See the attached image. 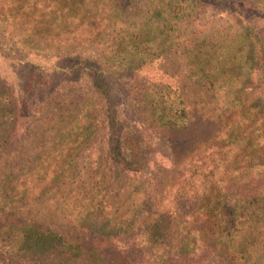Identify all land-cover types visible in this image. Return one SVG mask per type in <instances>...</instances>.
Instances as JSON below:
<instances>
[{
	"label": "trees",
	"instance_id": "obj_1",
	"mask_svg": "<svg viewBox=\"0 0 264 264\" xmlns=\"http://www.w3.org/2000/svg\"><path fill=\"white\" fill-rule=\"evenodd\" d=\"M144 1L143 21L128 23L124 13L130 0H0V31L28 55L42 60L46 53L81 50L71 56L69 73L89 71L106 116L100 130L83 106L75 117L62 115L55 124L53 152L0 180V237L11 243V264H19L18 258L35 264H218L213 247L205 243L216 236L217 245H225L235 258L252 263L264 257V188L241 205L245 210L239 214L225 198L228 191L213 187L249 175L264 187V107L245 105L242 96L249 85H264V15L250 0ZM212 4L226 8L239 24V62L226 63L222 75L208 61L216 49L207 50L198 38L190 39L181 54L193 77L225 92L228 109L222 111L230 119L188 172L201 178L210 167L213 176V170H221L215 177L220 180L212 187L203 181L208 184L203 195L193 197H186L183 185L173 201L155 206L137 194L142 170L124 153L113 81L90 59L91 51L118 59L124 70H137L146 63L144 57H159L172 47L174 26L187 11ZM29 69L32 79L41 74L39 68ZM231 69L238 74L237 90L227 89ZM64 72L54 69L43 82L27 86L21 101L0 79V167L29 139L46 101L71 84L59 76ZM167 111L156 118L159 127L170 132L188 127L185 110ZM91 137L96 145L83 157L88 177L76 171L81 156L73 153H84ZM120 177L132 184L124 195L115 193ZM196 207L208 231L195 229L197 221L189 213ZM6 254L0 245L3 263Z\"/></svg>",
	"mask_w": 264,
	"mask_h": 264
},
{
	"label": "rangeland",
	"instance_id": "obj_2",
	"mask_svg": "<svg viewBox=\"0 0 264 264\" xmlns=\"http://www.w3.org/2000/svg\"><path fill=\"white\" fill-rule=\"evenodd\" d=\"M250 1L257 12L264 15V3L257 0ZM144 9V0H130L124 13L125 20L128 23H140L145 16ZM190 10L185 13V18L180 19L174 26L172 47L159 57L153 54L144 57L142 60L146 63L137 70H124L118 64V59L103 57L99 52L91 51L90 57L110 75L109 79L113 81L110 82L113 87L112 98L119 111L118 124L121 125L122 143L124 149H127L124 153L130 155V161L142 170L139 179L141 186L137 194L141 198L145 197L143 199L149 197L153 204L159 207L169 200L173 201V196L183 185L186 189V197H190L203 195L202 189L208 185L204 182L208 181L212 187L215 181L220 180V176L215 180L217 174L221 175V170L218 169L213 170L216 172L213 176V173L209 172L212 168L209 167L201 173V178L190 177L188 172L192 170L191 166L196 159L201 157V152L217 142L219 132L225 129L224 125L230 119L229 112L222 111L228 109V102L222 96L225 92L218 88V85L212 89L207 82L193 77L190 67L181 54L182 49L190 43V39L203 40L207 50L216 49L217 54L208 61L212 68L217 69L222 75L225 74L223 67L226 63L235 61L238 63L242 57L238 54L239 24L234 23L226 8L212 4ZM80 53L81 50L46 53L41 60L15 46L12 39L0 31V79L13 88L19 101L26 98L27 86L35 85L36 81L43 82L45 76L50 77L54 69L65 71L59 76L71 82L46 101L36 125L30 132L29 139L25 140L14 151L13 157L0 167V180L11 174L23 172L30 166L29 162L38 155L46 154L48 151L53 152L51 145L55 140V124L62 115L75 117L83 106V111L90 115L88 120L92 119L91 124L95 125V129L101 130V127H104L102 123L106 116L102 109L103 102L101 103L90 77L86 75L89 71L69 73L73 65L71 56ZM30 66L40 69L39 77L32 79L29 76ZM228 72L231 74L229 73L227 89L237 90V86L233 83L235 75L238 74L234 75L233 69ZM247 89L248 91L242 94L243 103L264 107V85L252 84ZM168 109L185 110L189 125L184 131L170 132L157 125L156 118L162 111L168 112ZM99 136L100 134L96 139ZM96 139L92 140L91 137V143L89 142L84 153H73L74 156H81V161L75 162L76 171L88 177L90 170L87 160L83 157L92 152L91 148L96 145L94 144ZM98 139L100 140V137ZM253 178L249 175L219 185L215 183L213 187H224L228 191V197L225 198L234 207L236 213L242 214L245 209H241V205L250 203L256 191H262L264 188L260 187L261 184L255 183ZM131 185L126 178L120 177L114 187L115 193L124 195V192L130 191ZM191 202L195 203L192 200ZM196 210L197 207L189 213L190 217L197 221L195 229L208 231L209 225L197 219ZM60 225L70 227L66 224ZM217 239L219 236L211 237L205 243L213 247V254L218 264H264V257L260 256L252 263L245 261L240 255L239 258H235L231 250L225 249V245H217ZM0 245L3 247V252H7V259L4 263L0 259V264H11L13 259L11 243L0 237ZM26 261V258H18L19 264H35Z\"/></svg>",
	"mask_w": 264,
	"mask_h": 264
}]
</instances>
